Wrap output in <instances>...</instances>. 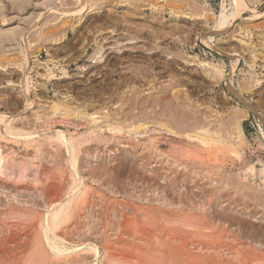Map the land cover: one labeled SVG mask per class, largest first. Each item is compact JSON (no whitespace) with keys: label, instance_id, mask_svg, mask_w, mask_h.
<instances>
[{"label":"rangeland","instance_id":"374dc122","mask_svg":"<svg viewBox=\"0 0 264 264\" xmlns=\"http://www.w3.org/2000/svg\"><path fill=\"white\" fill-rule=\"evenodd\" d=\"M244 1L248 9L219 36L210 33L215 17L222 5L232 13L233 0H0V121L32 135L16 139L0 123V151L8 159V169L0 172V264H24L41 241L39 220L49 202L67 198L70 168L55 141L61 132L67 140L83 142L76 181L88 196L56 232L74 254L54 260L43 245L49 255L43 264H105L111 253L141 255L157 264L209 262L211 252L202 256L204 251L189 248L194 257H182L178 242L162 235L166 227L194 220L227 235L232 254L244 245L264 264V125L251 114L241 122L242 137L233 146L237 156L226 144L207 148L195 138L219 128L225 140L231 116L246 102L264 112V0ZM207 33L214 37L211 47L201 40ZM223 51L236 54L237 63ZM250 56L256 57L252 65ZM201 61L220 67L229 79L212 80L198 66ZM240 91L243 100L235 96ZM141 125L145 128L131 132ZM10 164L34 171L9 175ZM86 241L97 244V257L81 254L84 245L76 247ZM225 253L221 264H236Z\"/></svg>","mask_w":264,"mask_h":264},{"label":"bare ground","instance_id":"6f19581e","mask_svg":"<svg viewBox=\"0 0 264 264\" xmlns=\"http://www.w3.org/2000/svg\"><path fill=\"white\" fill-rule=\"evenodd\" d=\"M83 1V0H82ZM244 0H233V3H234V6H233V11H232V13H231V11H230V13L229 14H227L228 12H226V8H224L223 7V5H222V7H221V12H220V14L218 15V16H216L215 17V23H214V25H213V27L211 28V32L210 33H217L219 36L220 35H222L227 29H228V25H229V23L231 22V21H234V20H236L237 18H239L240 17V15L242 14V12L243 11H245V10H247L248 8L246 7V5H245V1L243 2ZM62 2V1H61ZM79 2V1H78ZM84 3V2H83ZM126 3V2H125ZM91 7V6H90ZM93 7H95V5H93ZM81 8V7H80ZM90 9H92V7L90 8ZM226 9V10H225ZM84 10V9H83ZM97 11V10H96ZM82 12V10H78V12L76 13V14H80ZM212 23H213V21H212ZM118 27V26H117ZM99 29V28H98ZM60 30H58V31H55V32H50V33H57V32H59ZM109 32V31H108ZM13 33V32H12ZM115 33V32H114ZM16 34V33H15ZM14 35V34H13ZM47 35H49V33L47 34ZM47 35H45V37L47 36ZM128 37V36H127ZM130 37H132V36H130ZM118 38V37H117ZM124 38V37H123ZM129 38V37H128ZM213 38L214 37H208V33L207 34H205L204 36H202V43L203 44H205V45H207V46H209V47H211L210 46V44H209V42L211 41V40H213ZM136 38H135V36L134 37H132V39H131V41H133V40H135ZM129 40V39H128ZM156 40V39H155ZM93 41V40H92ZM120 41V40H119ZM118 41V42H119ZM130 41V42H131ZM137 41V40H136ZM154 41V40H153ZM152 41V42H153ZM45 42V41H44ZM129 42V41H128ZM130 42H129V44H130ZM135 42V41H134ZM134 42H132V43H134ZM155 42V41H154ZM47 43V42H46ZM116 43H117V41H116ZM119 44V43H118ZM154 44V43H153ZM244 44V43H243ZM120 45V44H119ZM152 46V45H151ZM154 47H156V44L155 45H153ZM152 46V47H153ZM135 47V46H134ZM134 49V48H133ZM81 50V49H80ZM118 50V49H117ZM120 51V50H119ZM133 52V51H132ZM118 53V52H117ZM120 53V52H119ZM183 54V53H182ZM222 54L223 55H225V56H228L229 58H233L234 59V63L236 64L237 63V55L236 54H231V53H226V52H222ZM100 55V54H99ZM102 57V56H101ZM256 58V57H255ZM253 56H250V60H251V65L254 63V59H255ZM263 58H264V56H263ZM119 59V58H118ZM158 60V59H157ZM249 60V61H250ZM140 61V60H139ZM248 61V63H250ZM131 62V61H130ZM135 63V62H134ZM19 64V63H18ZM167 64V63H166ZM111 66H114V64L113 65H111ZM198 66L199 67H201V68H203V70L205 69V70H207L208 71V73H209V75H211V77H212V80H215V81H219V80H221L225 75H224V71L220 68V67H218V66H216V65H213V64H211L210 62H199V64H198ZM20 67V66H19ZM55 67V66H54ZM110 67V66H109ZM141 67V66H140ZM24 69V68H23ZM23 69H22V71H23ZM232 70H233V67H232ZM64 72V71H63ZM203 73V72H202ZM205 73V72H204ZM254 75V74H253ZM252 75V76H253ZM249 76V75H248ZM228 77V76H227ZM226 76L224 77V78H226V80H228L229 78H227ZM249 79V78H248ZM253 79V78H252ZM252 79H251V81H252ZM250 80V79H249ZM256 81H254L255 82V84H257V85H260L262 82H264V80L262 81V82H260L258 79H255ZM223 81V80H222ZM252 81V82H253ZM230 82V81H229ZM211 83V82H210ZM251 83V82H250ZM115 84V83H114ZM248 84H249V82H248ZM253 84V83H252ZM252 84H251V86H252ZM228 85V84H227ZM241 85V84H240ZM231 86V85H230ZM247 87H248V85H246ZM256 86V85H255ZM257 87V86H256ZM115 88L117 89L118 88V84L117 85H115ZM231 88V87H230ZM241 88V87H240ZM244 90H245V88L244 87H242ZM249 88H251L250 86H249ZM111 89V88H110ZM252 89V88H251ZM250 89V90H251ZM104 90V89H103ZM112 90V89H111ZM238 90H241V89H238ZM246 90H249L248 88L246 89ZM107 91H109V89H107ZM236 91V90H235ZM243 91V90H242ZM238 92V91H237ZM244 93V92H243ZM235 96L236 97H238L239 99H242L241 98V91H240V93L239 94H237V93H235ZM251 96V95H250ZM90 97V96H89ZM109 98V97H108ZM94 100V99H93ZM243 100V99H242ZM90 102V101H89ZM243 102H245V101H243ZM251 102V101H250ZM250 102H246V103H244V107H245V109L244 110H240V113L238 112L237 114H234V115H232L231 116V121H229V125H230V127H231V131H229L228 133L227 132H225L226 134H225V140H224V137L222 136L223 134V132L221 133V130L218 128L217 130H215V131H213V132H211V133H206V132H198L197 133V135H196V137L195 138H197L198 139V141H199V143L200 144H202V145H204V146H206L207 148L209 147V146H217V145H221V144H226V149H228L229 150V152L233 155V156H237V153L235 152V148L233 147L234 146V140L235 139H237V137H242V130H241V122L243 121V120H245L250 114L251 115H254L263 125H264V112L261 110V107H255V106H253V104L252 103H250ZM87 103V102H86ZM81 104V103H80ZM85 104V103H84ZM243 105V104H242ZM27 106H28V104H27ZM57 107L58 106H54V111H56L57 110ZM168 109H171V107L168 105H164V110L165 111H169ZM99 112V111H98ZM123 113H125V112H123ZM168 114V113H167ZM75 115H76V113H75ZM123 115V114H122ZM67 117V116H66ZM122 117V116H121ZM54 118V117H53ZM63 118V117H62ZM109 118V117H108ZM44 119V118H43ZM229 119V118H228ZM36 121V120H35ZM43 121V120H42ZM72 121V120H71ZM95 121V120H94ZM7 122V120L5 121H0V123L1 124H3V126H4V132H6L7 133V135H10V136H13V137H15L16 139H20V138H23V139H26V138H31V136H29V134H27V133H24V132H21V131H18V130H14L10 125H9V123H6ZM8 122H10V120L8 121ZM83 123V122H82ZM169 123V122H168ZM155 124H156V122H155ZM158 124V123H157ZM92 125V124H91ZM154 125V124H153ZM118 126H119V124H118ZM150 126V125H149ZM47 127V126H46ZM82 127V126H81ZM104 127V126H103ZM115 127H117L116 125H115ZM121 127V126H120ZM158 127H160V128H164L165 129V131L167 132V133H170V134H173V131H172V129H170L169 128V126H166V125H163V124H161L160 123V125H158ZM100 128V127H99ZM119 128V127H118ZM143 129V128H145L143 125H141V126H139V127H137L136 129H132L131 130V132H135V134L137 133V131L139 130V129ZM147 128V127H146ZM213 128V127H212ZM96 129H97V127H96ZM109 129V131H111L113 128H108ZM163 129V130H164ZM162 130V129H161ZM23 131V130H22ZM113 131V130H112ZM117 131L119 132V131H121V129H117ZM41 132V131H40ZM48 132V131H47ZM59 132V131H58ZM86 132V131H85ZM90 132H91V130H90ZM89 132V133H90ZM176 132V131H175ZM5 133V134H6ZM29 133H31V132H29ZM62 133V132H61ZM61 133H57V134H55L56 135V138H55V141L56 142H58L59 143V146L60 147H63L64 148V151H65V156H66V163L68 164V166H69V172H70V179H71V185L70 186H66V184H65V186L66 187H69L68 188V190L66 191L67 192V198H64V199H57V198H55V199H53V200H51V198H53V197H55V196H52L51 198H50V202L48 201L49 200V198H48V200L47 199H45V200H47V202H49V205H48V203L45 201V203H47V209H46V206H45V209L47 210V214H45L44 216H43V218H42V221H40L39 220V222H40V225H39V234H40V239H41V241L39 242V244H37L36 242H34V244L36 243L37 244V246L36 245H34V251H33V253L31 254V255H29V256H24L25 254H23V256L24 257H26L25 258V261H24V264H43V261H44V259H43V257L45 258L47 255V253H49V255H50V257L51 258H53L54 260L56 259V260H62V255L63 254H65V253H67L68 251L70 252V251H72V250H74L73 249V247L71 246L70 248L69 247H66L65 245H64V243L63 242H65V240H63V239H60V240H58V236H59V234L57 233L56 234V232L59 230H61L62 229V227L64 226V225H68V222L69 221H72L71 219H72V217L74 216V213H75V206L78 204V202H79V200L81 201V199L82 198H84V196L86 195V196H88V193L86 194V190H84V191H80L79 189H78V186H79V183H77V181L79 180L78 178L79 177H77V170H76V167H77V162H78V157H79V154H81L82 153V151H83V145H82V141H74V140H67L66 138H65V136L63 135V134H61ZM69 133H71V132H69ZM116 133V132H115ZM221 133V134H220ZM261 133V132H260ZM1 134V133H0ZM3 134V133H2ZM37 134V133H36ZM35 133H34V135H36ZM49 134V133H48ZM81 134V133H80ZM176 134H177V132H176ZM237 134V135H236ZM263 134V133H262ZM42 135V134H41ZM44 135H46V134H43V136ZM87 135V134H86ZM98 135V134H97ZM118 135V134H117ZM81 136V135H80ZM85 136V135H84ZM93 136V135H92ZM91 136V137H92ZM105 136V135H104ZM187 136V138H190V136L189 135H186ZM53 137V136H52ZM103 137V136H102ZM116 137V136H115ZM118 137V136H117ZM120 137V136H119ZM118 137V138H119ZM122 137V136H121ZM33 138V137H32ZM41 138V137H40ZM34 139H36V138H34ZM41 139H43V137L41 138ZM45 139V138H44ZM49 139H52V138H49ZM97 139V138H96ZM117 139V138H116ZM15 140V139H14ZM22 140V139H21ZM31 140H33V139H31ZM38 140V139H37ZM87 140V139H86ZM224 140V141H223ZM48 140H46V142H47ZM50 141H53V140H50ZM85 141V140H84ZM95 141H97V140H95ZM102 141V140H101ZM122 141V140H121ZM124 141V140H123ZM20 142V141H19ZM29 142V141H28ZM31 142V141H30ZM87 142V141H86ZM119 142V141H118ZM172 142V141H171ZM18 143V142H17ZM25 143V142H24ZM39 143V142H38ZM43 143V142H42ZM96 143V142H95ZM125 143V142H124ZM123 143V144H124ZM141 143V142H140ZM36 144V143H35ZM55 144V143H54ZM94 144V143H93ZM110 144V143H109ZM121 145V146H124V145ZM144 144V143H143ZM143 144H142V146H143ZM9 145V144H8ZM22 145V144H21ZM23 145H25V144H23ZM40 145V144H39ZM38 145V146H39ZM42 145V144H41ZM49 145H50V143H49ZM53 145V144H52ZM90 145H92L91 143H90ZM117 145V144H116ZM139 145V144H138ZM141 145V144H140ZM150 145V144H149ZM35 146V145H34ZM44 146V145H43ZM42 146V147H43ZM86 146V145H85ZM84 146V147H85ZM113 146H115V145H113ZM118 146V145H117ZM120 146V145H119ZM132 146V145H131ZM223 146V145H222ZM39 147H41V146H39ZM38 147V148H39ZM51 147V146H50ZM87 147V146H86ZM85 147V148H86ZM146 147V146H145ZM225 147V146H224ZM38 148H37V150H38ZM55 148H56V146H55ZM117 148V147H116ZM122 148V147H121ZM130 148V147H129ZM148 148V147H147ZM206 148V149H207ZM5 149V148H4ZM42 149V148H41ZM45 149H47V148H45ZM53 149V148H52ZM133 149V148H132ZM149 149H150V146H149ZM202 149H204V147L202 148ZM201 149V150H202ZM18 150V149H17ZM26 150V149H25ZM49 150V149H48ZM152 150H154V149H152ZM155 150H157V149H155ZM8 151V150H7ZM36 151V150H35ZM87 151V150H86ZM127 151V150H126ZM5 152V151H4ZM20 152V151H19ZM31 152V151H30ZM34 152V151H33ZM51 152H52V150H51ZM50 152V153H51ZM39 153V152H38ZM37 153V154H38ZM54 153V152H53ZM63 153V152H62ZM130 153V152H129ZM151 153V152H150ZM34 154V153H33ZM36 154V153H35ZM40 154H41V151H40ZM43 154V153H42ZM165 154V153H164ZM5 155H6V153H5ZM25 155V154H24ZM205 155V154H204ZM23 156V155H22ZM86 156V155H85ZM163 156V155H162ZM6 157H7V155H6ZM36 157V156H35ZM53 158V157H52ZM90 158V157H89ZM198 158V157H197ZM13 159V158H12ZM11 159V160H12ZM40 159H41V157H40ZM62 159H64V158H62ZM177 159V158H176ZM8 159H6L4 156H3V154L1 153V151H0V172L1 173H4V171L6 172V170L8 169V167L6 168L5 166H7V161ZM10 160V159H9ZM219 160V159H218ZM167 161V160H166ZM176 161V160H175ZM12 162V161H11ZM15 162V160H13V162H12V164ZM64 162H65V160H64ZM26 163V162H25ZM39 163V162H38ZM45 163V162H44ZM12 164H10V166L9 167H11L12 166V173H11V170L9 171L11 174H9V175H12L13 173H17L18 175H19V177L20 176H22V175H24V173L25 172H27V170H30V172H31V170L32 171H34L33 169H29V167L28 166H25V165H20V164H14V165H12ZM61 164V163H60ZM67 164H65V165H67ZM29 165V164H28ZM33 165V164H32ZM96 165V164H95ZM183 165H185V164H183ZM37 167H39L38 166V164L36 165ZM52 166V165H51ZM61 166V165H60ZM177 166V165H176ZM216 166V165H215ZM35 167V166H34ZM36 167V168H37ZM31 168V167H30ZM114 168V167H113ZM39 169V168H38ZM41 169V168H40ZM193 169V168H192ZM36 171H39V170H36ZM41 171V170H40ZM254 171V168L251 166V167H249L248 168V172H253ZM97 172V171H96ZM114 172V171H113ZM115 173V172H114ZM117 173V172H116ZM206 173V172H205ZM204 173V174H205ZM263 173V172H262ZM28 174H30V173H28ZM27 174V175H28ZM33 174V173H32ZM203 174V173H202ZM264 174V173H263ZM2 175V174H1ZM38 175V174H37ZM64 175H65V173H64ZM83 175V174H82ZM254 175V174H253ZM30 176H32L33 177V179H34V175H30ZM42 176V175H41ZM84 176V175H83ZM195 176H196V174H195ZM18 177V176H17ZM24 177H26V176H24ZM32 177H31V179H32ZM35 177H36V175H35ZM77 177V178H76ZM208 177H210V176H208ZM41 178V177H40ZM111 178V177H110ZM36 179H39V178H36ZM69 179V178H68ZM69 179V180H70ZM87 179V178H86ZM63 180V179H62ZM65 180V179H64ZM77 180V181H76ZM34 181V180H33ZM41 181V180H40ZM80 181V180H79ZM117 181V180H116ZM263 181V180H262ZM39 182V181H38ZM42 182H44V181H42ZM61 182V181H60ZM95 182V181H94ZM93 182V183H94ZM98 182V181H97ZM68 183V182H67ZM35 184H37L36 182H35ZM45 184V183H44ZM43 184V185H44ZM81 184V183H80ZM28 185V184H27ZM50 185V184H49ZM24 186V185H23ZM29 187V186H28ZM48 187V186H47ZM66 187H64L63 189H61V190H63V191H65L66 189ZM25 188V187H24ZM29 188H31V187H29ZM55 188V187H54ZM80 188V187H79ZM5 189V188H4ZM7 189V188H6ZM32 190V189H31ZM35 190V189H34ZM61 190H60V192H61ZM88 191V190H87ZM65 192V193H66ZM33 193V192H32ZM47 193V192H46ZM45 194V193H44ZM31 195V194H30ZM56 195H57V193H56ZM58 195H59V192H58ZM63 195H65V194H63ZM62 195V196H63ZM93 195V194H92ZM28 196V195H27ZM43 196V195H42ZM60 196V195H59ZM71 196H72V198H71ZM15 197V196H14ZM24 197V196H23ZM57 197V196H56ZM64 197H66V196H64ZM69 198V199H68ZM87 199V198H86ZM31 201V200H30ZM88 201V200H87ZM86 201V202H87ZM26 202V201H25ZM29 203V202H28ZM80 203V202H79ZM41 204V203H40ZM88 204V203H87ZM12 206H14V205H12ZM28 206V205H27ZM96 206V205H95ZM26 208V207H25ZM24 208V209H25ZM30 209V208H29ZM20 210V209H19ZM11 211V210H10ZM31 211V210H30ZM86 211V210H85ZM11 212H15V214H19V212L20 211H18L17 209H14L13 211H11ZM22 212V211H21ZM83 212V211H82ZM4 213V212H3ZM5 213H6V211H5ZM84 213V212H83ZM142 213V212H141ZM24 214V213H23ZM27 214L29 215V213L27 212ZM79 214V213H78ZM111 214V213H110ZM126 214V213H125ZM6 215V214H5ZM8 215V214H7ZM40 215V216H41ZM20 216H21V214H20ZM33 216V215H32ZM41 216V217H42ZM190 217H191V215H189ZM6 217V216H5ZM10 217V216H9ZM13 217V216H12ZM15 217H16V215H15ZM15 217H13V218H15ZM22 217V216H21ZM27 217V216H26ZM30 217H31V214H30ZM40 217V218H41ZM130 217V216H129ZM140 217V216H139ZM144 217V216H143ZM187 217V216H186ZM4 218V217H3ZM24 218V217H23ZM28 218H29V216H28ZM39 218V219H40ZM86 218V217H85ZM165 218V217H164ZM32 219V218H31ZM167 219V218H166ZM170 219H171V217H170ZM174 219V218H173ZM180 219V218H179ZM193 219V218H192ZM192 219H190V220H192ZM21 220V219H20ZM23 220V219H22ZM24 220H25V218H24ZM99 220V219H98ZM122 220V219H121ZM135 220V219H134ZM136 220H138V219H136ZM149 220V219H148ZM153 220V219H152ZM169 220V219H168ZM17 221V220H16ZM38 221V220H37ZM155 221V220H154ZM4 222V221H3ZM24 222H26V221H24ZM28 222H30L29 220H28ZM32 222H33V220H32ZM31 222V223H32ZM84 222V221H83ZM158 222H159V220H158ZM169 222H170V220H169ZM174 222V221H173ZM176 222V221H175ZM201 222V221H200ZM220 222V221H219ZM38 223V222H37ZM145 223V222H144ZM179 223V222H178ZM203 223V222H202ZM83 224V223H82ZM116 224V223H115ZM120 224V223H119ZM148 225H150L149 223H147ZM172 224V223H171ZM177 224V223H176ZM76 225V224H75ZM74 225V226H75ZM86 225V224H85ZM140 225V224H139ZM174 225V224H173ZM219 225V224H218ZM33 226V225H32ZM105 226V225H104ZM138 226V225H137ZM136 226V227H137ZM172 226V225H171ZM174 226H177V225H174ZM204 226V225H203ZM201 224H199L196 220H194L193 222L192 221H184V222H182L180 225L178 224V226L177 227H166V229L164 228V227H162V229H165V230H163V232H162V235L164 236V237H167V239L169 240V243L170 242H178V246H177V250L179 251V255L180 256H182V257H185V258H188L190 255H189V248L190 249H198V251L199 252H203L201 255L202 256H206L209 252H211V259L209 260V262L207 261V259H206V257H205V259L206 260H202L201 259V262H197L198 264H221V262L222 261H220V258L224 255V253H225V251H228V255L229 254H231L232 256H234V260L236 259V264H258V260H257V257L258 256H256V254L254 253V250L253 249H251L252 251H247L246 249V251L244 250V245H241L242 247L240 248V249H237L236 250V248H235V251H234V253L232 254L231 253V251L229 252V250L230 249H228V245H227V243H226V241L224 240L226 237H227V235L225 236V234L224 235H220L214 228L213 229H211V228H209V225H208V227H203ZM215 226V225H214ZM213 226V227H214ZM223 226V225H222ZM100 227V226H99ZM135 227V228H136ZM211 227V226H210ZM225 227V226H224ZM230 227V226H229ZM13 228V227H12ZM18 228V227H17ZM33 228V227H32ZM85 228V227H84ZM150 228H151V225H150ZM160 228V227H159ZM186 228V229H185ZM137 229V228H136ZM135 229V230H136ZM144 229H147V228H144ZM153 229V228H152ZM109 230H111L110 228H109ZM2 231V230H1ZM151 231V230H150ZM156 231V230H155ZM160 231V230H159ZM64 232V231H63ZM138 232V231H137ZM223 230L221 231V233L223 234ZM66 233V232H65ZM94 233V232H93ZM103 233V232H102ZM153 233H155V232H153ZM157 233V232H156ZM161 233V232H160ZM67 234V233H66ZM15 235V234H14ZM13 235V236H14ZM68 235V234H67ZM93 235H95V234H93ZM140 235H142V233L140 234ZM34 236H36L35 234H34ZM66 236V235H65ZM126 236V235H125ZM135 236V235H134ZM155 236H156V234H155ZM154 236V237H155ZM234 236V235H233ZM24 237V236H23ZM30 237V236H29ZM67 237V236H66ZM88 237V236H87ZM91 237H92V235H91ZM114 237V236H113ZM141 237V236H140ZM139 237V238H140ZM161 237V236H160ZM17 238V237H16ZM32 238V237H31ZM35 238V237H34ZM59 238H61L60 236H59ZM73 238V237H72ZM29 239V238H28ZM89 239V238H88ZM92 239V238H91ZM156 239H158V238H156ZM17 240V239H16ZM159 241L161 240L160 238L158 239ZM157 240V241H158ZM228 240V239H227ZM263 240V239H262ZM25 241V240H24ZM32 241H34V240H32ZM36 241V240H35ZM124 241V240H123ZM158 241V242H159ZM163 241V240H162ZM164 241H165V239H164ZM235 241V240H234ZM13 242V241H12ZM17 242V241H16ZM71 242V241H70ZM119 242V241H118ZM27 243V242H26ZM10 244V243H9ZM15 244V243H14ZM31 244H33V243H31ZM30 244V245H31ZM67 244H68V242H67ZM66 244V245H67ZM70 244V243H69ZM74 244V243H73ZM80 244V245H79ZM95 244V243H94ZM92 242H88V241H86V242H82V243H78V245H77V243H76V247H78V246H82V245H84L85 246V248H87V249H83V248H81L82 249V252H81V254H83V251L86 253V252H90V253H92L91 254V256L92 257H97V255L99 254L98 253V251H97V248H96V245H94ZM99 244V243H98ZM121 244V243H120ZM150 244V243H149ZM165 244V243H164ZM173 244V243H172ZM29 245V246H30ZM45 246V248L47 249L46 251H47V253H45V250H43L44 248H42L41 246ZM147 245V244H146ZM169 245H171V244H169ZM69 246V245H68ZM110 246V245H109ZM123 246V245H122ZM160 246V245H159ZM258 246V245H257ZM14 247V246H13ZM133 247V246H132ZM174 247H175V244H174ZM25 248V247H24ZM23 248V249H24ZM158 248V247H157ZM247 248H248V246H247ZM30 249H32V247H30ZM75 249H77V248H75ZM109 249V248H108ZM161 249V248H160ZM232 249V248H231ZM24 251V250H23ZM28 252H29V250H27ZM78 251H79V249H78ZM108 251V250H107ZM147 251V250H146ZM12 252V251H11ZM75 252V251H74ZM74 252L72 251V253L71 254H74ZM114 252V251H113ZM150 252H151V250H150ZM233 252V251H232ZM3 253H6L5 251L3 252ZM23 253V252H22ZM25 253V252H24ZM108 253H109V251H108ZM142 253V252H141ZM149 253V252H148ZM227 253V252H226ZM225 253V254H226ZM21 254V253H20ZM29 254V253H28ZM75 254H77V253H75ZM80 253H79V255H81ZM104 254V253H103ZM194 254H196L195 252H194ZM12 255V254H11ZM16 255V254H15ZM27 255V254H26ZM46 255V256H45ZM48 255V256H49ZM87 255V254H86ZM86 255L84 256L85 258H86ZM108 256H107V260H108V262L107 263H105V264H110L109 262H115L116 264H157V263H155L154 261H152V260H145V262H144V260L141 258V255H138V256H134L133 254V256L131 255V254H119V253H111V254H107ZM18 256V255H17ZM48 256L46 257V258H48ZM69 256V255H68ZM105 256H106V254H105ZM197 256V255H196ZM202 256H201V258H202ZM224 256H226V255H224ZM223 256V257H224ZM1 257V256H0ZM23 257V258H24ZM70 258L72 257V256H69ZM74 257V256H73ZM83 257V256H82ZM88 257V256H87ZM101 257V256H100ZM151 257H153V256H151ZM163 257V256H162ZM191 257V256H190ZM194 257V256H193ZM193 257H191V258H193ZM198 257V256H197ZM18 258V257H17ZM61 258V259H60ZM63 258H65L64 256H63ZM158 258V257H157ZM161 258V257H160ZM191 258H189V259H191ZM199 258V257H198ZM259 258V257H258ZM66 259H67V257H66ZM74 259H76V257L74 258ZM88 259V258H87ZM93 259V258H92ZM153 259H154V257H153ZM196 259V258H195ZM194 259V260H195ZM8 260V259H7ZM12 260H13V258H12ZM46 260V259H45ZM68 260H69V258H68ZM77 261H78V259H76ZM76 260H74V261H76ZM86 260V259H85ZM95 260V259H94ZM186 260V259H185ZM21 261H22V258H21ZM51 261V260H50ZM76 261V262H77ZM79 261H80V257H79ZM83 261V260H82ZM198 261H200V260H198ZM3 262V261H2ZM48 262V261H47ZM47 262H45V263H47ZM65 262V261H64ZM67 262V261H66ZM84 262V261H83ZM87 262H89L88 260H87ZM90 262H92V261H90ZM22 263V262H21ZM49 263V262H48ZM47 263V264H48ZM51 263V262H50ZM54 263V262H53ZM81 263V262H80ZM100 263V262H99ZM99 263H97V264H99ZM170 263V262H169ZM193 263V262H192ZM194 263H196V262H194ZM228 263V262H227ZM55 264V263H54ZM57 264H59L58 262H57ZM62 264V263H61ZM65 264V263H64ZM72 264V263H71ZM83 264H86V262L85 263H83ZM89 264V263H88ZM102 264H103V262H102ZM166 264V263H165ZM188 264V263H187Z\"/></svg>","mask_w":264,"mask_h":264}]
</instances>
